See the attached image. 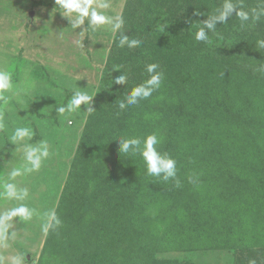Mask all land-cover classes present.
I'll return each instance as SVG.
<instances>
[{
  "label": "rangeland",
  "instance_id": "374dc122",
  "mask_svg": "<svg viewBox=\"0 0 264 264\" xmlns=\"http://www.w3.org/2000/svg\"><path fill=\"white\" fill-rule=\"evenodd\" d=\"M107 2L110 7L101 11L113 18L123 17L125 22L116 32L110 26H89L87 20L84 25L73 28L55 0H0V71L9 72L12 83V88L4 93L8 102L0 101V260L3 264H39L42 255H49L44 248L52 227L45 232L42 226L53 225L50 215L57 216L89 109L101 95L104 78L124 74V68L110 63L112 56L123 51L117 52L113 47L122 34L139 39V24L148 13V4L162 2L168 6L171 1ZM248 14L246 21L237 18L236 25L239 24L237 34L247 35L244 37L251 39V43L237 40L234 34L233 40L223 43L225 54L218 56L215 43L219 41L220 46L223 41L220 30L206 29L208 40L198 41L214 57L209 71L213 76L221 75L226 84L228 79L237 95V89L241 90L244 82L253 84L264 80V15L256 18L254 13ZM150 28V36L145 38L143 33L140 38L144 41L142 44L147 42L160 51L158 30ZM227 55L232 59H227ZM107 89L113 90L110 86ZM75 91L91 96L89 105L82 104L75 112L59 114L56 109L66 106ZM242 91L250 92L251 87L246 86ZM247 108L245 104L240 111ZM254 108H248L249 113H239L233 127V142L224 137L231 151L227 154L226 168L212 170L213 159L208 158L211 144L200 145L187 136L178 150L183 157L181 161L187 163L189 159L194 165L188 182L180 178L177 186L173 179L160 181L146 173L148 181L143 182L147 188L146 199L153 198L156 202L151 205V211L144 210L142 226L145 238L155 242V261L160 264L247 261L264 264V96L260 93ZM186 113L184 110L183 117L187 119L194 116L189 111ZM18 127L31 129L32 138L13 143L11 137ZM156 134L161 154L167 152L166 147L169 151L175 150L176 140H169L168 128L156 130ZM41 142H46L49 155L42 159L38 170L26 171L31 167L25 158L26 146L38 147ZM134 159L133 163L141 170L147 167L140 154ZM15 169L21 174L13 177L11 173ZM150 180L154 182L151 185ZM7 184H14L18 192L26 189L27 196L22 200L9 198ZM160 198L162 205L158 204ZM176 203L180 205L179 215L171 214ZM21 205L33 211L31 219L19 216L4 219L11 209ZM95 214L91 208L84 221L93 225ZM83 226L88 233L89 226ZM53 248L56 254L50 256L51 260L49 257L52 264L71 263L72 244L68 236L56 240Z\"/></svg>",
  "mask_w": 264,
  "mask_h": 264
},
{
  "label": "trees",
  "instance_id": "16d2710c",
  "mask_svg": "<svg viewBox=\"0 0 264 264\" xmlns=\"http://www.w3.org/2000/svg\"><path fill=\"white\" fill-rule=\"evenodd\" d=\"M170 1L168 6L162 2L146 6L148 13L140 19V32L137 31L141 47H134L130 51L126 45L120 47L119 41L113 47L117 52L123 51L112 56L110 63L115 62L124 68L123 75L127 81L123 85L115 83V78L122 74L112 76L111 80H103L101 95L91 107L57 210L56 218L60 224L57 226L53 221L44 248V252L48 251L49 255H42L39 264H52L50 256L56 254L53 243L67 236L72 244L70 264H160L154 260L155 242L145 238V227L142 226L144 210L151 211V205L156 202L153 198L146 199L147 188L143 182L146 179L148 181L147 167L141 170L133 163L139 152L121 153L119 142L130 138L143 141L148 135L157 136L156 130L168 128L171 136L169 140H176L177 147L174 151L166 147L167 152L163 155L176 161L175 181L182 178L188 182L194 165L189 159L187 163L181 161L183 157L178 146L183 137L188 136L200 145L211 144L208 158L213 159L210 164L215 168L212 170L226 168L227 154H231L227 140L230 138L231 141L235 137L233 127L239 113H249L248 108L254 110L259 93L264 96V80L259 79L253 84L244 82L241 90L237 89V95L228 79L226 84L221 75L213 76L208 66L214 57L195 38L196 29L204 27V21L219 15L226 2L233 3L237 9L247 13L252 14L255 10L264 15V0ZM237 18L233 13L227 22L216 24L215 30L222 32L223 39L220 46L217 45L219 41L215 43L218 56L225 54L223 43L233 40L234 34L237 40L251 41L244 37L247 35L237 34ZM150 27L158 30L156 34L159 36L158 46L162 48L160 51L150 47L147 42L142 44L144 41L140 38H143V33L145 38L150 36ZM226 58L232 59L228 55ZM150 64L158 66L155 71L161 74L159 88L148 98L138 99L136 104L121 109L119 104H127L131 91L150 78L147 72ZM233 77L240 83L235 75ZM109 86L113 92L107 89ZM246 86L251 87L250 92L242 91ZM245 104L248 108L240 111ZM184 110L185 114L189 111L194 116L188 119L183 117ZM260 110L258 108L256 112ZM148 183L151 185L154 182L150 180ZM161 201L160 198L159 205H162ZM179 206L174 204L171 214L179 215ZM91 208L96 213L93 225L84 221ZM62 215L65 218H61ZM83 225L89 226L88 233L84 231ZM126 244L127 248L124 247ZM241 264H252V261Z\"/></svg>",
  "mask_w": 264,
  "mask_h": 264
},
{
  "label": "clouds",
  "instance_id": "9594fccd",
  "mask_svg": "<svg viewBox=\"0 0 264 264\" xmlns=\"http://www.w3.org/2000/svg\"><path fill=\"white\" fill-rule=\"evenodd\" d=\"M55 4L59 5L62 10L61 14L64 17H68L70 22H72L73 28H78L85 24L87 20L89 26H110L111 31L116 32L122 29L124 25L123 17H111L107 15L103 9H108L110 4L107 0H98L94 5V0H55ZM235 13L242 21L249 19V14L243 10H237V6L231 2H226L223 5V9L219 12V15L211 17L209 20L204 21V27H201L199 31L196 32V39L198 41H207L208 36L205 29L214 30L217 23H224L227 21L228 17ZM262 13H256L254 10V15L259 18ZM74 17V20L71 18ZM141 41L139 39H129L127 35H121L119 40V46L128 48L138 47ZM156 64H150L147 66V72L150 74V78L142 85L135 87L130 95L127 97V104L121 102L119 107L124 109L128 105L136 104L138 99L148 98L154 90L159 88L161 83V74L156 72ZM127 78L124 75H120L115 78L116 84H125ZM12 88L11 74L9 72L0 71V101L5 104L8 102V98L4 93ZM92 97L88 94L75 91L71 100L66 106L58 107L56 110L59 114H64L66 111L69 113L75 112L80 109L81 105H89ZM91 110V109H89ZM2 127V124H0ZM32 131L26 127H18L11 139L13 143L18 141H23L25 138H32ZM159 139L155 134L148 135L141 141L139 138L124 139L119 142V151L124 154L136 153L142 156L146 166L147 173L150 176L158 177L163 181H168L169 179H176L177 167L176 161L167 156L161 154L157 145ZM142 145V147H141ZM49 155L48 146L46 142H41L38 147L32 145H27L25 148V158L28 164L31 166L27 168L26 171L38 170L41 166V161ZM20 170L15 169L12 171L11 175L13 177L20 175ZM177 186H179V181H176ZM6 195L9 198L24 199L27 196V190L22 189L18 192L14 184L5 185ZM33 211L28 207L21 205L19 207L13 208L9 211L5 220H10L12 217H21L24 220L31 219ZM51 220H55V225H59L60 221L55 217V214L50 215ZM53 225L51 223H45L42 228L43 231L47 232ZM0 264L3 261L0 260ZM254 264V262H253Z\"/></svg>",
  "mask_w": 264,
  "mask_h": 264
}]
</instances>
